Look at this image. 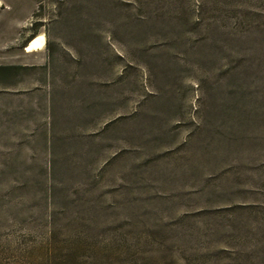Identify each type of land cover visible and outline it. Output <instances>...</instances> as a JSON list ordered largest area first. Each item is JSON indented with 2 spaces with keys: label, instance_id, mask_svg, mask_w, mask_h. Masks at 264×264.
Segmentation results:
<instances>
[{
  "label": "rangeland",
  "instance_id": "1",
  "mask_svg": "<svg viewBox=\"0 0 264 264\" xmlns=\"http://www.w3.org/2000/svg\"><path fill=\"white\" fill-rule=\"evenodd\" d=\"M0 65V264H264V0H0Z\"/></svg>",
  "mask_w": 264,
  "mask_h": 264
},
{
  "label": "bare ground",
  "instance_id": "2",
  "mask_svg": "<svg viewBox=\"0 0 264 264\" xmlns=\"http://www.w3.org/2000/svg\"><path fill=\"white\" fill-rule=\"evenodd\" d=\"M41 41L40 40H31L25 47V51L30 53V52H35L37 51L40 46H41Z\"/></svg>",
  "mask_w": 264,
  "mask_h": 264
},
{
  "label": "trees",
  "instance_id": "3",
  "mask_svg": "<svg viewBox=\"0 0 264 264\" xmlns=\"http://www.w3.org/2000/svg\"><path fill=\"white\" fill-rule=\"evenodd\" d=\"M20 68H23V66H20V65H0V71L17 70V69H20Z\"/></svg>",
  "mask_w": 264,
  "mask_h": 264
}]
</instances>
